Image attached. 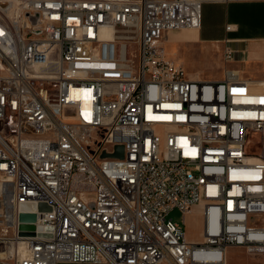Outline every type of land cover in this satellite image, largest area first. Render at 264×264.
Segmentation results:
<instances>
[{
	"label": "built area",
	"instance_id": "built-area-1",
	"mask_svg": "<svg viewBox=\"0 0 264 264\" xmlns=\"http://www.w3.org/2000/svg\"><path fill=\"white\" fill-rule=\"evenodd\" d=\"M203 3L0 0V264L264 253V76L190 77L165 45L201 27ZM27 202L52 208L34 211V236L20 230ZM196 206L191 241L168 216Z\"/></svg>",
	"mask_w": 264,
	"mask_h": 264
},
{
	"label": "crops",
	"instance_id": "crops-1",
	"mask_svg": "<svg viewBox=\"0 0 264 264\" xmlns=\"http://www.w3.org/2000/svg\"><path fill=\"white\" fill-rule=\"evenodd\" d=\"M203 1L201 27L184 29L181 32L170 31L167 40L215 45L218 49L219 63L222 66L219 78L221 80L225 78L228 69L238 72L244 78L262 79L264 76V0ZM227 26H230V29H227ZM227 47L233 50V59L230 61L225 58ZM196 209L201 211V208H194L187 216ZM236 247H241L249 253L252 258L251 264H264V253H250L243 246L228 248L227 264H230L229 252Z\"/></svg>",
	"mask_w": 264,
	"mask_h": 264
},
{
	"label": "rangeland",
	"instance_id": "rangeland-1",
	"mask_svg": "<svg viewBox=\"0 0 264 264\" xmlns=\"http://www.w3.org/2000/svg\"><path fill=\"white\" fill-rule=\"evenodd\" d=\"M165 45L168 57L183 66L188 76H196L197 79L204 81L221 80L219 78L222 66L219 63L218 49L215 45L211 43L200 45L197 43L174 42L172 40H166ZM197 207L201 208V211L196 209L190 216H184L181 211L174 209L170 212L168 218H172L180 224L189 239L200 241L204 229V219L202 206H196L195 208ZM229 259L230 264H251L252 262L249 253L241 247L231 249ZM9 264H14V261Z\"/></svg>",
	"mask_w": 264,
	"mask_h": 264
},
{
	"label": "water",
	"instance_id": "water-1",
	"mask_svg": "<svg viewBox=\"0 0 264 264\" xmlns=\"http://www.w3.org/2000/svg\"><path fill=\"white\" fill-rule=\"evenodd\" d=\"M124 155V146H117L116 152L111 156H121ZM38 209L39 211H50L52 208L46 203H40L38 206L33 202H27L21 204V215L20 221L22 224L20 225V230L22 231V235H35L36 226L32 224V222L36 221V214L34 211Z\"/></svg>",
	"mask_w": 264,
	"mask_h": 264
},
{
	"label": "bare ground",
	"instance_id": "bare-ground-1",
	"mask_svg": "<svg viewBox=\"0 0 264 264\" xmlns=\"http://www.w3.org/2000/svg\"><path fill=\"white\" fill-rule=\"evenodd\" d=\"M187 29H191V28H187ZM87 100H88V97H86V98L84 99L85 103L88 102Z\"/></svg>",
	"mask_w": 264,
	"mask_h": 264
}]
</instances>
